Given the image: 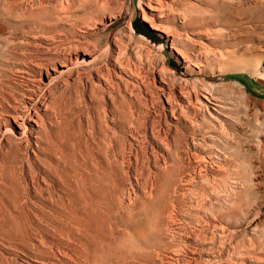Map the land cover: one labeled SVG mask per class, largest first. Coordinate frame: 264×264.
Returning <instances> with one entry per match:
<instances>
[{"label":"rangeland","instance_id":"1","mask_svg":"<svg viewBox=\"0 0 264 264\" xmlns=\"http://www.w3.org/2000/svg\"><path fill=\"white\" fill-rule=\"evenodd\" d=\"M17 1L0 0L2 45L0 87H6L0 88V93L4 94V97L0 95L2 149H0L2 151H0L2 159H0V264H206L203 259L207 252L214 255L215 264H264V241L254 240L252 231L256 218H264V189H260L262 193H258L259 195L251 194L244 199V203L249 198L252 202L246 204L245 207L249 208L248 215L241 218L239 224H235L234 219L228 220L229 226L220 223L226 227L218 234L224 235L223 237H212L211 234L220 228L219 223L203 217L201 209L195 210L191 207L187 190L193 186V190H199L196 192L205 189L208 191V188L197 179V164L195 160L190 159L195 153L190 148L193 142L195 145L199 144L198 146L209 144V138L206 136L215 134L206 129L209 124L200 123L203 127L195 124L198 119L200 120V116L193 112L194 106L189 118L185 117L178 107V103L185 104L179 93L180 88L185 86L184 81L212 85L210 94L212 98L216 97L213 99L220 98L219 100L227 103L230 108L233 103L237 107L240 106L237 108L234 105L238 110L234 107L232 109L237 110L236 114L240 115L241 120H235L237 119L233 115L235 111H232L234 113L230 114V121H226L230 134L233 133L231 130H234L239 134L243 132L242 139H254L255 136L252 134L256 133L247 126L243 115L247 108V115L253 117L258 113L255 117L259 121L250 119L252 117H247V120L249 118L248 121L254 125L258 123L256 130L264 133V0H31V3L28 0ZM42 17H46L47 20ZM38 23L42 24V28L46 26V30L43 28V31ZM145 26L150 30V35H146L142 30ZM26 28L28 33L25 32L24 35L23 30ZM17 29L19 32L22 30L20 34L13 32ZM14 36H17L16 41ZM8 39L9 49L6 47ZM2 42H5V45ZM11 44L16 48L13 46V49ZM5 51L10 53L9 56ZM40 62H43V68ZM46 62L48 64L45 65ZM232 65L234 67L231 69ZM236 67L240 70L235 69ZM234 82L243 87L247 100L238 93V87L233 84ZM43 93L47 95L44 96ZM169 93L176 98V101L171 103L174 106L173 113L165 98ZM11 95L13 99L10 98ZM27 96L31 98L29 101L26 99ZM241 102L244 105L240 104ZM24 104L28 109L34 106L39 110L37 116L44 119L42 133L33 122L24 124L19 122L17 125L12 120V115L20 112L21 105ZM18 107H21V110ZM242 107L244 113L240 114ZM56 108H59V111L58 109L56 111ZM192 113L194 115L191 117ZM49 117L51 118L48 119ZM194 126L198 129L196 130ZM98 129L100 130L97 131ZM198 133L202 134L204 139ZM51 134L54 135L52 140ZM39 135L44 137L42 138L44 142L48 138L46 143L42 142L41 147L38 145L40 149L35 145L40 140ZM55 136L61 141L56 142L59 139ZM23 137L29 141L27 145L19 142ZM109 139L113 140L115 146L117 145L114 156L103 153L105 147L110 144ZM10 141L12 145L18 142L19 146L22 145L21 147L16 145V163L12 164L8 160L9 165L15 166L14 172L11 165L9 167L7 163H1L12 157L9 156L12 151L7 146L11 145ZM48 141L57 143L52 144L53 147L61 142L64 147H70L72 144L73 151L68 156L70 148H67L69 151L66 153L64 150L66 147L63 149L58 145L59 147H54L57 150L55 152L53 150L56 155L53 152L50 154L44 149L47 145L51 146ZM97 141L100 144H97ZM66 142L71 144L67 146ZM94 143L98 147H95ZM249 144L250 141H246L244 149ZM77 146L80 149L84 146L85 152L82 149L78 150ZM93 147L95 150L101 149L102 152L98 149L93 152ZM74 151H77V154L72 155ZM98 152L102 154L98 155ZM41 153L48 155L49 161L54 155L53 160L57 157L59 160L60 157V160L63 158L67 162L61 163L57 160L58 165L56 161L55 164L51 160L50 163L48 156ZM96 153L97 157L99 156L97 160ZM198 154L196 152L195 155ZM4 155L6 160L3 158ZM66 155L70 160L65 158ZM101 157L103 159H100ZM77 158L85 160L81 162V159L79 161ZM29 159L30 164L27 161ZM73 159L74 162L78 160L75 163L76 166L79 165V172L82 175V178L79 176L80 181H76L79 184L76 185L71 178L69 192L57 188L49 194L47 192L46 201L38 198L36 194L38 188L50 186L52 178L54 182L57 180L62 185L58 176L63 174L62 167L74 164ZM92 160L93 164L96 162L94 166H98L97 169L90 162ZM101 160L102 163L107 162L105 166ZM178 160L182 164L185 162L186 170L183 177L174 171ZM88 162L92 168H89ZM46 163L49 164L48 179L43 174ZM189 165H193L191 169ZM262 166L257 173L259 175L257 181L264 187V164ZM192 167L195 169L194 172L190 171L193 170ZM81 169L84 171L83 174ZM93 169H96L94 174H98V177L103 175L104 180L111 179L114 184L112 182L108 184L107 180L105 183L101 178L103 181L99 180L97 183L99 185L102 181L104 187L103 185L100 187L101 184L98 186L94 180L97 176L94 177V174L89 172ZM57 170L60 172L57 173ZM88 175L94 177L93 182ZM190 177L196 179L191 183V187L190 183H187ZM87 179L88 183L85 185ZM80 183H84L83 186ZM79 185L85 189L82 191L83 188ZM75 187L77 189H74ZM183 192L186 193L187 199L184 198ZM90 194L97 195V199ZM73 197L76 199L75 208L70 206L74 203ZM86 197L87 200H84ZM92 197L99 206L95 200H91ZM86 202L91 206H87L88 203L85 205ZM72 208L75 209L73 213ZM65 209L70 211L66 210L63 214ZM67 212L73 215L70 217ZM228 253L232 257H228Z\"/></svg>","mask_w":264,"mask_h":264},{"label":"bare ground","instance_id":"2","mask_svg":"<svg viewBox=\"0 0 264 264\" xmlns=\"http://www.w3.org/2000/svg\"><path fill=\"white\" fill-rule=\"evenodd\" d=\"M19 1V0H18ZM17 1V2H18ZM60 1H62V0H60ZM64 1H67V0H64ZM23 2V1H22ZM28 2H30L31 3V0H28ZM2 3V2H1ZM5 3H7V2H5ZM15 3V2H14ZM25 3V2H24ZM34 3V2H33ZM32 3V4H33ZM68 3V2H67ZM35 4V3H34ZM33 4V5H34ZM59 4H61L60 2H59ZM22 5V4H21ZM20 5V6H21ZM26 5V4H25ZM33 5H31V6H33ZM39 5V4H38ZM41 5V4H40ZM17 6V5H16ZM15 6V7H16ZM24 6V5H23ZM2 7V6H1ZM4 7V6H3ZM11 7V6H10ZM13 7V6H12ZM11 7V8H12ZM18 7V6H17ZM35 7V6H34ZM59 7H61V5L59 6ZM14 8V7H13ZM21 8V7H20ZM62 8H63V5H62ZM64 8H66L65 7V5H64ZM5 9V8H4ZM6 10H7V8H6ZM5 10V12H7ZM11 10V9H10ZM15 10V9H14ZM20 10V9H19ZM43 10V9H42ZM59 11H60V9H58ZM62 10H64V9H62ZM9 11V10H8ZM24 11V10H23ZM46 11V10H45ZM58 11V12H59ZM10 12V11H9ZM21 12V11H20ZM19 12V13H20ZM11 13V12H10ZM27 13V12H26ZM43 13V12H42ZM47 13V12H46ZM63 13V12H62ZM14 14V13H13ZM21 14V13H20ZM24 14H25V11H24ZM54 14V13H53ZM59 14V13H58ZM11 15V14H10ZM25 16H26V14H25ZM24 16V17H25ZM39 16V15H38ZM44 16V15H43ZM16 17V16H15ZM35 17V16H34ZM46 17H47V15H46ZM46 17H42V18H46ZM49 18V17H48ZM13 19H15V18H13ZM50 19V18H49ZM16 20V19H15ZM44 20V19H43ZM45 20H47V18L45 19ZM26 21V20H25ZM42 21V20H41ZM16 22H17V20H16ZM15 22V23H16ZM19 22V21H18ZM17 22V23H18ZM30 22H32V21H30ZM16 23V24H17ZM20 23V22H19ZM25 23H27V21L25 22ZM35 24H36V22H34ZM22 24H24V22H22ZM21 24V25H22ZM32 24V23H31ZM31 24L29 25V26H31ZM39 24V23H38ZM27 25V26H28ZM34 25V24H33ZM37 25V24H36ZM35 25V26H36ZM41 27H40V26ZM38 26L40 27V28H42V24H39ZM24 26V25H23ZM28 26V27H29ZM35 26H34V29H35ZM44 26V25H43ZM20 27V26H19ZM23 28V27H22ZM31 28V27H30ZM44 28V27H43ZM43 28H42V30H43ZM45 28H46V26H45ZM44 28V29H45ZM31 29H33V28H31ZM18 30V29H17ZM17 30H15V31H17ZM30 30V29H29ZM46 30V29H45ZM12 31V30H11ZM15 31H13L14 33H16V34H18V32H19V30L17 31V32H15ZM22 31V30H21ZM20 31V32H21ZM30 31H32V30H30ZM29 31V32H30ZM36 31V30H35ZM44 31V30H43ZM20 32H19V34H20ZM23 32H24V35H25V32L26 33H28V31H27V28H26V30L24 31L23 30ZM22 32V33H23ZM9 33H11V32H9ZM13 34V33H12ZM11 36V35H10ZM9 36V37H10ZM13 36V35H12ZM8 37V38H9ZM14 37H16V39L14 40V41H16L17 40V36H14ZM20 37H21V35H20ZM20 37L18 38V40L20 39ZM5 40H7V37H5L4 38ZM4 40V41H5ZM6 42V41H5ZM5 42H2L3 43V45H5L4 43ZM8 43V44H7ZM7 43H6V47H8L7 45H9V39H8V41H7ZM10 43H12L11 42V40H10ZM15 44V43H14ZM14 44H13V46H14ZM0 46H2L1 44H0ZM13 49H14V47L12 46V44L10 45ZM10 47H8V49H9ZM16 48V47H15ZM28 48V47H27ZM6 48H4V50H5ZM8 49H6V50H8ZM3 50V49H2ZM28 50V49H27ZM6 52H8V51H5V53ZM8 56H9V52L8 53H6ZM5 54V55H6ZM33 57V56H32ZM64 57V56H63ZM9 58V57H8ZM6 60V59H5ZM35 60V59H34ZM7 61V60H6ZM231 63V62H230ZM232 63H234V62H232ZM231 63V64H232ZM240 64H241V62H239ZM239 63H236L237 65L239 64ZM40 64H42V68H43V62L41 63L40 62ZM46 64H48L47 62L45 63V65ZM235 64V63H234ZM233 64V65H234ZM239 64V65H240ZM39 65V64H38ZM53 65V64H52ZM225 65V64H224ZM231 66V69H232V67H234V66ZM243 65V64H242ZM37 66V65H36ZM40 66V65H39ZM230 66V65H229ZM246 66H248V65H246ZM27 67V66H26ZM32 67V66H31ZM46 67V66H45ZM241 67V66H240ZM28 68V67H27ZM220 68V67H219ZM239 68V67H238ZM32 69H33V67H32ZM47 69V68H46ZM227 69V68H226ZM234 69V68H233ZM235 69H237V67L235 68ZM234 69V70H235ZM247 69V68H246ZM228 70V69H227ZM237 70H240V68L239 69H237ZM242 70V69H241ZM247 70H249V69H247ZM226 71V70H225ZM25 72V71H24ZM29 79V78H28ZM31 80V79H30ZM177 80V79H176ZM180 80V79H179ZM178 80V81H179ZM183 80V79H182ZM186 80V79H185ZM25 81V80H24ZM1 83V82H0ZM22 84V83H21ZM25 85H26V83H24ZM234 85H236L238 88H237V90L239 91L238 93H240V95H242L243 96V98L245 99V100H247V98H245V91L243 90V87H240L239 85H238V83H236V82H234L233 83ZM1 85V84H0ZM184 87H182L183 86V84H182V88H180V90H179V93H180V96H181V98H183L184 99V101H185V104H181V103H178V107H179V109L181 110V112L185 115V117H187V118H189V116H190V113H191V111H193L194 109V113L196 114V115H198V116H200L199 118H200V120L198 119V121H196L195 122V124H197V125H199L200 123H207V124H209L208 125V127H206L204 124V126L206 127V129L207 130H209V131H212V133L213 134H215V135H209L211 132H209V136H206V134H205V136L207 137V138H209V140L206 138V140H208V142H209V144H203V146H198V145H195L194 144V142H193V140H192V146H191V148L190 149H192V152L193 153H195L196 154V152H197V154L198 155H191V158L190 159H193V160H195L194 162H196V164H197V173H196V175H198V180L200 181V184L202 183L203 185H205L207 188H208V191L205 189V191H203V190H201V192H196V191H199V190H193L194 188V186L192 187V189H189V190H187V194L189 195L188 197H189V199L188 200H190L189 201V203H191V207L193 208L194 207V209L195 210H199V209H201L200 211V213H202L203 214V217H205V218H210V219H213L214 221H216L215 223H219V225H220V223H225V225H228V224H230L229 222H228V220L229 219H234V223L235 224H239V220L241 221V218H243L247 213H248V207H245L246 206V204L250 201V198H249V200H247L246 201V203H244L245 202V200L244 199H246V197H248L249 195H251V194H253V195H255V194H258V193H260L261 191H260V189H264V187H263V185H262V183L261 184H259L258 183V178H259V175L257 174L258 173V171L259 170H261V168L263 167L262 165L264 164V133L261 131V132H258L256 129H257V127H256V124H258V123H256L255 125L254 124H251V122L250 121H248L249 120V118H248V120H247V117H252L251 115L250 116H248L247 115V112H248V108L246 109V111H245V113L243 112V107L241 108V111H240V114H242V113H244L243 115H244V117H245V119H246V121H247V126H249L250 128H251V130L253 131V132H255L256 134H252V135H254L255 137H254V139L253 140H248L247 138H245V139H242V135L241 134H243V132L241 133V134H239L238 132H236V131H232L231 130V132H233L232 134H230V132H228V130H230L229 128H228V125H227V123H226V121L228 122V120L230 121V119H229V117H230V114H233L232 113V111H235V114H233V115H235V117L237 118V119H235L234 117V119L235 120H237V121H239V120H241L240 119V115L237 113L236 114V111L238 110L237 108H239L240 106H236L235 105V103H233L234 105H235V107H237V108H235L234 107V105L233 106H231V108L229 107V105L227 104V103H225V102H222L221 100H219L220 98L219 97H217V98H219L218 100H216V99H213V98H216V97H213L212 98V96H211V90H212V85L210 86V85H204V84H200V83H191V82H188V81H184ZM22 86H23V84H22ZM4 86H2V87H0V88H3ZM31 87V86H30ZM4 88H6V87H4ZM24 89V88H23ZM2 90V89H1ZM14 90V89H13ZM17 90V89H16ZM22 90V89H21ZM21 90H20V94L22 93L21 92ZM26 90V89H25ZM33 90V89H32ZM214 90V89H213ZM215 90H217V89H215ZM12 91V90H11ZM10 91V92H11ZM15 91V90H14ZM28 91H30V90H28ZM31 92V91H30ZM29 92V93H30ZM34 92V91H33ZM2 93H3V91H2ZM6 93V92H5ZM15 93V92H14ZM13 93V94H14ZM19 93V92H18ZM28 93V92H27ZM37 93H38V91H37ZM11 94H12V92H11ZM24 94V93H23ZM0 95H4V94H1L0 93ZM26 95V94H25ZM28 95H30V94H28ZM33 95V94H32ZM36 95V94H35ZM39 95V94H38ZM38 95H36V96H38ZM43 95H44V93H43ZM47 94H45L44 96H46ZM17 96V95H16ZM19 96V95H18ZM17 96V97H18ZM24 96V95H23ZM22 96V97H23ZM4 97V96H3ZM20 97H21V95H20ZM19 97V98H20ZM25 97V96H24ZM28 97V96H27ZM193 97H194V100H193ZM241 97V96H240ZM248 97V96H247ZM11 99H13L12 98V95H11V97H10ZM40 98V97H39ZM48 98V97H47ZM166 98V101L168 102V106H169V109H170V111H171V113H173L174 112V106L171 104V103H173L174 101H176V98H174L172 95H171V93H169V94H167V97H165ZM222 98V97H221ZM243 98L241 99L240 98V100H242L243 101ZM15 100H16V98H14ZM21 99V98H20ZM23 99V98H22ZM28 101L31 99H29V97L28 98H26ZM180 99V98H179ZM224 99V98H223ZM14 100V101H15ZM45 100V99H44ZM248 100H249V98H248ZM0 101H1V99H0ZM4 101V100H3ZM38 101V100H37ZM40 101V100H39ZM43 101V100H42ZM228 102H229V100H227ZM16 102V101H15ZM17 102H18V100H17ZM22 102H23V100H22ZM46 103H48L47 101H45ZM231 102V101H230ZM229 102V103H230ZM243 102H245V101H243ZM247 102V101H246ZM30 103V102H29ZM41 103V102H40ZM231 103V104H232ZM3 104H4V102H3ZM12 104V103H11ZM27 104V103H26ZM36 104H37V102H36ZM35 104V105H36ZM194 104V105H193ZM237 104V103H236ZM239 104V103H238ZM237 104V105H238ZM240 104H243L242 102L240 103ZM246 104V103H245ZM248 104H250L249 102H248ZM248 104H246V105H248ZM5 105V104H4ZM8 105V104H7ZM19 105V104H18ZM17 105V106H18ZM31 105V104H30ZM34 105V104H33ZM48 105V104H47ZM244 105V104H243ZM9 106V105H8ZM20 106V105H19ZM37 106H38V104H37ZM41 106V105H40ZM43 106V105H42ZM192 106H194L195 108L193 109L192 108ZM22 107V108H21ZM21 111L20 112H15L14 113V115H12V120L14 121V122H16L17 123V125H19V122H21V124H24L25 122H33L34 124H37L38 125V130H39V132L40 133H42L43 131H42V122H43V118H40L39 116H37V111H39L38 109H36V107H31V108H27V106L24 104V106H22L21 105ZM47 107V106H46ZM50 107V106H49ZM53 107V106H52ZM232 107H234L235 109H237V110H234V109H232ZM246 107V106H245ZM37 108H39V107H37ZM13 109V108H12ZM40 109V108H39ZM42 109V108H41ZM52 109V108H51ZM57 109H58V111H59V108H56V111H57ZM243 109V110H242ZM18 110V109H17ZM50 110V109H49ZM7 110L5 109V112H6ZM53 111H54V109H53ZM50 112H51V110H50ZM250 112V111H249ZM39 113V112H38ZM55 113V112H54ZM59 114H60V112H58ZM194 113H192L191 114V117H192V115H194ZM262 113V112H261ZM264 113V112H263ZM44 114V113H43ZM51 114H53V113H51ZM62 114V113H61ZM252 114V113H251ZM258 113H256L255 115H257ZM41 116H42V114H40ZM54 115V114H53ZM63 115V114H62ZM62 115H60V118H62ZM242 115V116H243ZM253 115V114H252ZM255 115H253V117L252 118H250V119H255L256 120V122L257 121H259V120H257V117H255ZM2 116V115H1ZM11 116V115H10ZM34 116L36 117V119H34ZM55 116V115H54ZM65 116V115H64ZM260 117L259 118H261V115H259ZM263 116V115H262ZM43 117V116H42ZM195 117V116H194ZM255 117V118H254ZM1 118V117H0ZM44 118H45V116H44ZM51 117H49L48 119H50ZM52 119H55V118H52ZM51 119V120H52ZM118 119V118H117ZM58 120H60L59 118H58ZM190 120H191V118H190ZM255 120H254V122H255ZM47 121V120H46ZM46 121H45V123H46ZM55 121V120H54ZM57 121V120H56ZM65 121V120H64ZM67 121V120H66ZM232 122H234L233 120H231ZM242 121H244V120H242ZM252 121V120H251ZM260 121H261V119H260ZM118 122H120V121H118ZM236 122V121H235ZM245 122V121H244ZM253 122V121H252ZM264 122V121H263ZM44 123V124H45ZM49 123H51L50 122V120H49ZM58 122H56V124H57ZM62 123H65V122H62ZM61 123V124H62ZM121 123V122H120ZM191 123H192V121H191ZM240 123V122H239ZM246 123V122H245ZM244 123V124H245ZM8 124V123H7ZM117 124V123H116ZM194 124V123H193ZM242 124V123H241ZM244 124H242V125H244ZM261 124V123H260ZM46 125H47V123H46ZM119 125V124H118ZM122 125V124H121ZM202 124H200L199 126H201ZM262 125V124H261ZM260 125V126H261ZM8 126V125H7ZM51 126V125H50ZM54 126V125H53ZM53 126H51V127H53ZM65 126V125H64ZM120 126V125H119ZM118 126V127H119ZM193 126V125H192ZM246 126V127H247ZM9 127V126H8ZM22 126H20V128H21ZM96 127V126H95ZM117 127V128H118ZM122 127V126H121ZM123 127H124V125H123ZM201 127H203V126H201ZM258 127H259V125H258ZM7 128V127H6ZM47 128V127H46ZM49 128V127H48ZM56 128V127H55ZM57 128H58V126H57ZM98 128H100V127H98ZM194 128H196V130L198 129V127L196 126H194ZM263 128H264V126H263ZM11 129V128H10ZM23 129V128H22ZM44 129V128H43ZM97 129V128H96ZM202 129V128H201ZM200 129V130H201ZM205 129V130H206ZM261 129H262V126H261ZM33 130V129H32ZM56 130V129H55ZM60 130V129H59ZM100 129H98L97 131H99ZM102 130V129H101ZM105 130V129H104ZM122 130V129H121ZM190 130V129H189ZM236 130V129H235ZM249 130V129H248ZM258 130H260V129H258ZM264 130V129H263ZM30 131V130H29ZM95 131V130H94ZM96 131V132H97ZM238 131V130H237ZM252 131H251V133H252ZM93 132V131H92ZM101 132H103V130L101 131ZM187 132V131H186ZM199 132V131H198ZM201 132V131H200ZM205 132V131H204ZM207 132V131H206ZM28 133V132H27ZM30 133V132H29ZM36 133H38V132H36ZM39 133V134H40ZM50 133V132H49ZM98 133V132H97ZM195 133V132H194ZM193 133V134H194ZM208 133V132H207ZM250 133V134H251ZM25 134V133H24ZM23 134V135H24ZM53 134V133H52ZM51 134V140L54 138L53 136L54 135H52ZM99 134H100V132H99ZM199 135H202V134H200V133H198ZM30 135V134H29ZM44 135V134H43ZM50 135V134H49ZM73 135V134H72ZM71 135V136H72ZM93 135H95V133H93ZM96 135H98V134H96ZM105 135V134H104ZM196 135V134H195ZM198 135V136H199ZM30 136H32V135H30ZM47 136V135H46ZM243 136H245V135H243ZM251 136V135H250ZM25 137H26V135H25ZM49 137V138H50ZM53 137V138H52ZM55 137H57V136H55ZM73 137V136H72ZM154 137V136H153ZM196 137H197V135H196ZM251 137H253V136H251ZM36 138H37V136H36ZM35 138V139H36ZM42 138H44V137H40V135H39V137H38V139H40V140H38L37 141V139H36V144L35 145H39L40 147H41V144H42V142H44V141H42ZM58 138V137H57ZM56 138V139H57ZM66 138V136L64 137V140H66L65 139ZM68 138V137H67ZM74 138V137H73ZM73 138H71L70 137V139L73 141ZM111 138V137H110ZM112 138H113V136H112ZM115 138V137H114ZM200 138V137H199ZM198 138V139H199ZM201 138H203L204 139V136L202 135V137ZM59 139V140H58ZM57 140L58 141H56V142H59V141H61V139L60 138H58ZM105 139V138H104ZM116 139V138H115ZM114 139V140H115ZM3 140V139H2ZM30 140V139H29ZM47 140H48V138L46 139V141L44 142V143H46L47 142ZM68 140H69V138H68ZM97 140H98V137H97ZM160 140V139H159ZM244 140V141H243ZM54 141V140H53ZM72 141H70V142H72ZM91 141H92V139H91ZM102 141H104L103 139H102ZM105 141H108V140H105ZM113 140H110L109 139V142H110V144L108 145V147L106 146L105 147V150H103V153L105 152V153H108V155H113L114 156V153L116 152V146H115V144L112 142ZM246 141H250V144L248 145V147H246L245 149H244V147L245 146H243L244 145V143H246ZM19 142L22 144L23 142L27 145V143L29 142H27V140L26 139H24V137L22 138V139H20L19 140ZM18 142V143H19ZM49 142V144H51V146H49V145H47L46 146V148H44L46 151H48L50 154H51V152H53V150H54V152H55V150H57V149H54V147H53V145L52 144H55V142H53V143H51L50 141H48ZM88 142V141H87ZM98 142V141H97ZM158 142V141H157ZM207 142V143H208ZM252 142V143H251ZM1 143V142H0ZM9 143H11V141L9 142ZM17 143V144H18ZM19 143V144H20ZM43 143V144H44ZM67 143V142H66ZM89 143V142H88ZM88 143H87V145H88ZM116 143V142H115ZM199 143V142H198ZM203 143H205V142H203ZM4 144V143H3ZM17 144H14V145H12V143H11V145L9 144V145H7L8 146V148H10V151H12V153L9 155V156H12L10 159L8 158L7 160L4 158V157H6L5 155L3 156V158L6 160V162H2L1 161V163H3V164H5V163H7L6 165H8L9 167H11L10 165H9V163H10V161H11V163L12 164H14V163H16L15 161H16V159H15V157H16V145ZM19 144H18V146H19ZM57 144V143H56ZM55 144V145H56ZM61 144H62V142H61ZM60 143L58 144L59 146L61 145ZM68 144H71V143H67V146H68ZM97 144H100V142H98ZM97 144L96 143H94V145H95V147H98L97 146ZM104 144V143H103ZM103 144H101V146L103 145ZM187 144V143H186ZM252 144V145H251ZM4 145H6V144H4ZM46 145V144H45ZM57 145V146H58ZM62 145H64V144H62ZM61 145V146H62ZM80 145V144H79ZM93 145V144H92ZM189 145V144H188ZM247 145V144H246ZM22 146V145H21ZM21 146H19V147H21ZM30 146V145H29ZM38 146V148L40 149V147ZM56 146V147H57ZM58 146V147H59ZM60 146V147H61ZM71 146H73L72 144L70 145V153L68 152L69 151V149L67 150V148L68 147H66V149H64L65 147L64 146H62V148L64 149V150H66L65 152L68 154V156L69 155H71V151H73V150H71L72 148H71ZM104 146H105V144H104ZM3 147V146H2ZM5 147V146H4ZM24 147V146H23ZM27 147V146H26ZM31 147V146H30ZM32 147H34V146H32ZM43 147H45V146H43ZM53 147V149H51ZM55 147V148H56ZM78 147V146H77ZM84 147V146H83ZM82 146H81V149L83 150L84 148H83ZM89 147V146H88ZM99 147H100V145H99ZM179 147V146H178ZM177 147V148H178ZM188 147V146H187ZM6 148V147H5ZM37 148V149H38ZM61 148V149H62ZM102 148V147H101ZM125 148V147H124ZM177 148H176V151H177ZM1 149V148H0ZM26 149V148H25ZM29 149V148H28ZM32 149V148H31ZM80 149V147H78V150ZM80 149V150H81ZM85 149H87V148H85ZM90 149V148H89ZM93 149H94V147H93ZM92 149V150H93ZM98 150H101V149H99V148H97ZM97 149L95 150H93V152L94 151H97ZM103 149V148H102ZM189 149V150H190ZM2 150V149H1ZM0 150V151H1ZM13 150H14V152H13ZM63 150V151H64ZM126 150V149H125ZM172 150V149H171ZM6 151V150H5ZM8 151V153H10V151L9 150H7ZM32 151V150H31ZM59 151H62V150H59ZM58 151V152H59ZM120 151V150H119ZM173 151H174V148H173ZM2 152V151H1ZM20 152V151H19ZM43 153H44V151H42ZM53 152V154H55L56 155V153H54ZM75 152V151H74ZM73 152V154L72 155H74V154H77L76 152L74 153ZM81 152V151H80ZM83 152H85L84 150H83ZM83 152H81V153H83ZM93 152H91V153H93ZM101 152H102V150H101ZM100 152V153H101ZM172 152V151H171ZM7 153V152H6ZM14 153V155H12ZM18 153V152H17ZM33 153V152H32ZM36 153V152H35ZM49 153H47V154H49ZM64 153V152H63ZM63 153H61V154H63ZM65 153V154H66ZM86 153H88V151H86ZM99 152H98V155L100 154ZM104 153V154H105ZM3 154H4V152H3ZM40 154V153H39ZM42 154V153H41ZM45 154V153H44ZM44 154H42L43 156H48V155H44ZM64 154V155H65ZM80 154V153H79ZM102 154V153H101ZM170 154V153H169ZM191 154V153H190ZM189 154V155H190ZM201 154V155H200ZM1 155H2V153H1ZM63 155V156H64ZM81 155V154H80ZM93 155V154H92ZM173 155V154H172ZM189 155H187V156H189ZM21 156V155H20ZM53 157H54V155H52ZM51 156V160H53V157ZM58 156H60V155H58ZM79 156V155H78ZM83 156H85L84 158H86V155L84 154ZM91 156V155H90ZM90 156H87V157H89L90 158ZM102 156V155H101ZM105 156V155H104ZM119 156V155H118ZM38 157V156H37ZM37 157H36V159H37ZM57 157V156H56ZM55 157V158H56ZM91 157H93V156H91ZM108 157V156H107ZM112 157V156H111ZM177 157V156H176ZM44 158V157H43ZM48 158V161H49V156L47 157ZM46 158V159H47ZM65 158L66 159H68L67 158V155L65 156ZM83 158V159H84ZM95 158V157H94ZM99 158V156L97 157V153H96V160ZM105 158V157H104ZM122 158V157H121ZM187 158V157H186ZM1 159V158H0ZM36 159H34V160H36ZM39 159V158H38ZM78 159V158H77ZM81 159V162H82V158H80ZM80 159H78L79 161H80ZM92 159V158H91ZM100 159H103L102 157L100 158ZM99 159V160H100ZM179 159V158H178ZM188 160H189V158H187ZM2 160V159H1ZM5 160H3V161H5ZM8 160H10V161H8ZM18 160V159H17ZM33 160V161H34ZM42 161H43V159H41ZM45 160V159H44ZM50 160V161H51ZM58 160V157H57V159L56 160H53L54 162L56 161L57 162V164L61 161V163L64 161L63 160V158L60 160V157H59V162L57 161ZM68 160H70V157H69V159ZM76 160V159H75ZM78 160L77 161H75V162H78ZM85 160V159H84ZM84 160H83V162H84ZM87 160V159H86ZM95 160V159H94ZM112 160H113V158H112ZM137 160V159H136ZM8 161V162H7ZM28 161V163L30 164V159L29 160H27ZM45 161H47V160H45ZM49 161V162H50ZM109 161V160H108ZM177 161V160H176ZM183 161H184V159H183ZM192 161V160H191ZM56 162H55V164H56ZM65 163L67 162V160L66 161H64ZM72 162V161H71ZM74 162V159H73V163L75 164H72L71 163V166L70 165H68V164H66L64 167H62L63 168V170H61V171H63L62 173V175L60 176V174H59V176L58 177H60V179H61V181L60 182H62V185L59 183V181H57L56 180V182H54L55 180L52 178V181L50 182L51 183V185L50 186H47V187H44V186H42L41 188H38V190H37V197L38 198H41V199H43V201L45 200L46 201V194H47V192H48V194L50 193V192H52V191H54V190H57V188L59 189V190H61V191H64V192H69V188L71 187V181L69 180V179H71V178H73L74 179V183L77 181V180H79L80 181V179L82 178V175L80 174L81 172H79V170H80V167H79V163H81V162H79L77 165L78 166H76V163ZM91 163L93 162V160L92 161H90ZM90 162H88V164L90 163ZM99 162V161H98ZM105 162V161H104ZM104 162L102 163V160H101V163L105 166L106 165V163L107 162H105V164H104ZM115 162V161H114ZM187 162H190V161H187ZM43 163H45V162H43ZM42 163V164H43ZM51 163V162H50ZM91 163L89 164L90 166H89V168H92L93 166H94V164L96 163H92L93 164V166L91 165ZM109 163V162H108ZM2 164V165H3ZM48 163H46V164H44V169H43V174L45 175V178L46 179H48V165H47ZM64 164V163H63ZM85 164V163H84ZM83 164V165H84ZM100 164V163H99ZM98 164V165H99ZM102 164H100V165H102ZM109 164H112V163H109ZM176 164V163H175ZM184 164H185V162H184ZM184 164H182L179 160H178V165H175L176 166V168L174 169V171H176L177 172V174L179 175V176H184V171L186 170L185 169V167H184ZM194 164V163H193ZM195 164V165H196ZM5 165V166H6ZM33 165H35V164H33ZM59 165V164H58ZM68 165V166H67ZM14 166V165H13ZM13 166L11 167V169H12V171L14 172L15 170H13ZM84 166H86V165H84ZM107 166H109L108 164H107ZM107 166H106V168H107ZM190 166V165H189ZM188 166V167H189ZM191 166H193V165H191ZM191 166H190V169H191ZM212 166L213 167H216L215 169H213L212 168ZM8 167V168H9ZM15 167V166H14ZM55 167V166H54ZM56 167H57V165H56ZM79 167V168H78ZM81 167H83V166H81ZM95 167V166H94ZM96 167H98V166H96ZM95 167V168H96ZM3 168V167H2ZM88 168V169H89ZM109 168H110V166H109ZM112 168V167H111ZM128 168V167H127ZM186 168H187V165H186ZM212 168V169H211ZM15 169V168H14ZM16 169H18V168H16ZM23 169V168H22ZM21 169V170H22ZM87 169V168H86ZM97 169V168H96ZM96 169H93V170H91V171H89L92 175L94 174V172H95V170ZM100 169V168H99ZM108 169V168H107ZM106 169V170H107ZM113 169V168H112ZM112 169H111V171H112ZM170 169V168H169ZM173 169V168H172ZM192 169H193V167H192ZM209 169L211 170V171H209ZM82 170V174H83V169H81ZM85 170V169H84ZM109 170V169H108ZM24 171V170H23ZM54 171V170H53ZM52 171V172H53ZM88 171H87V173H88ZM93 171V172H92ZM101 170H99V172H100ZM103 171L105 172V167H104V169H103ZM102 171V172H103ZM110 171V170H109ZM190 171H195V169H193V170H190ZM189 171V172H190ZM60 171H58L57 170V173H59ZM86 172V171H85ZM101 172V173H102ZM103 172V173H104ZM175 172V173H176ZM186 172H188V171H186ZM89 173V175L91 176V174ZM97 173H98V171H97ZM101 173H99V175H101ZM102 173V174H103ZM109 173V172H108ZM174 173V174H175ZM177 174H175V175H177ZM183 174V175H182ZM193 174V173H192ZM86 175V174H85ZM88 175V176H89ZM95 175H96V173L94 174V177H95ZM107 175V174H106ZM109 175V174H108ZM186 175V174H185ZM190 176L191 174H187V176ZM52 176V175H51ZM79 176H81V178L79 177ZM88 176H87V178H88ZM89 176V178H92L91 180H89V181H91V182H93L94 180L96 181V183L99 181V180H102L103 178H102V176L103 175H101V177H98V174L96 175L97 177H95V179H94V177H90ZM179 176H178V178H179ZM195 176V175H194ZM54 177V176H53ZM84 177H86V176H84ZM104 177V176H103ZM105 177H108V176H105ZM169 178H170V176H168ZM175 177H177V176H175ZM55 178V177H54ZM80 178V179H79ZM88 178V179H89ZM102 178V179H101ZM110 178V177H109ZM112 178V177H111ZM171 178H173L172 176H171ZM59 179V178H58ZM72 179V180H73ZM86 179V178H85ZM88 179L87 180H85L86 182H84L85 183V185L88 183L87 181H88ZM94 179V180H93ZM97 179V180H96ZM185 179H188V178H185ZM51 180V178L48 180V181H50ZM83 180V179H82ZM81 180V182H83ZM104 180V179H103ZM102 180V181H103ZM105 180H107V183L108 184H111V182L113 183V181L110 179H105ZM105 180H104V182H105ZM115 180V179H114ZM156 181H157V179H155ZM171 180V179H170ZM195 178L194 177H190L187 181V183H190L189 185H190V187H191V183H194L195 182ZM44 181V180H43ZM102 181H100L101 183V185H100V187L103 185V183H102ZM156 181H154V182H156ZM178 181H180L179 179H178ZM257 181V182H256ZM115 182H116V180H115ZM162 182V181H161ZM165 182H166V179H165ZM167 182H168V180H167ZM183 182V181H182ZM186 182V181H185ZM198 182V181H197ZM83 183V184H84ZM96 183H94V184H96ZM99 183V182H98ZM98 183H97V185H98ZM106 183V182H105ZM184 183V182H183ZM183 183H180V184H182V185H187L186 183L185 184H183ZM199 183V182H198ZM76 185L77 184H79V183H75ZM82 186H83V184L82 183H80ZM114 184V183H113ZM113 184H112V186H113ZM160 184V183H159ZM166 184V183H165ZM175 184H177L176 182H175ZM179 184V183H178ZM98 185V186H99ZM105 185H107V184H105ZM162 185V184H161ZM167 185V184H166ZM193 185V184H192ZM197 185V183H195V187H197L196 186ZM203 185H202V187H203ZM80 186V185H79ZM89 187H90V185H88ZM95 186V185H94ZM164 186V185H163ZM204 186V187H205ZM81 187V186H80ZM103 187H104V185H103ZM106 187H108V186H106ZM171 187V186H170ZM185 187V186H184ZM187 187V186H186ZM199 187H200V185H199ZM198 187V188H199ZM73 188V187H72ZM81 188H83V187H81ZM81 188H80V190H81ZM96 188V187H95ZM164 188V187H163ZM68 189V190H67ZM74 189H77V187H75ZM85 188H83L82 189V191L84 190ZM111 189V188H110ZM196 189V188H195ZM204 189V188H203ZM183 190V189H182ZM185 190V191H186ZM36 191V190H35ZM75 191V190H74ZM79 191V190H78ZM81 191V192H82ZM109 191V190H108ZM203 191V192H202ZM70 192H71V190H70ZM85 192L87 193V191L85 190ZM91 192V191H90ZM107 192V191H106ZM182 192V191H181ZM84 193V192H83ZM183 193H185V192H183ZM262 193V192H261ZM68 194H70V193H68ZM78 194H79V192H78ZM81 194V193H80ZM113 194V193H112ZM182 194V193H181ZM86 195V194H85ZM84 195V196H85ZM91 195V194H90ZM184 195V198H185V195H186V193L185 194H183ZM183 195H182V198H183ZM259 195V194H258ZM257 195V196H258ZM46 196V197H45ZM79 196V195H78ZM87 196V195H86ZM88 196H89V194H88ZM91 196H93V197H95V199H97L96 197H97V195L95 196V195H91ZM104 196V195H103ZM52 197V196H51ZM93 197H92V199L91 200H95V199H93ZM105 197V196H104ZM34 198H36V197H34ZM88 198H90V197H88ZM110 198V197H109ZM70 199V198H69ZM74 197L72 198V200H73V202L74 203H72L73 205H70V206H74V208H75V205L74 204H76V199H75V201H74ZM102 198H100V200H101ZM185 199H187V196H186V198ZM59 200V199H58ZM57 200V201H58ZM80 200H82V199H80ZM84 200H87V197L84 199ZM98 200H99V197H98ZM254 200H255V198H254ZM60 201V200H59ZM71 201V200H70ZM96 201V200H95ZM181 201V200H180ZM256 201H257V199H256ZM54 202V201H53ZM91 202V201H90ZM97 202V201H96ZM96 202H94L93 201V203H96ZM100 202V201H99ZM182 202V201H181ZM252 202V200L250 201V203ZM18 202L16 201V203L15 204H17ZM55 203H57V202H55ZM71 203H69V204H71ZM88 202H86L85 203V205L87 204ZM93 203H90V204H93ZM249 203V204H250ZM253 203H258V202H253ZM178 204V203H177ZM182 204V203H181ZM249 204H247V205H249ZM259 204V203H258ZM53 206H54V204H52ZM65 205V204H64ZM97 205H98V202H97ZM52 206V207H53ZM68 206V205H67ZM87 206H91V205H89V203H88V205ZM94 206H96V204L94 205ZM99 206V205H98ZM181 206V205H180ZM252 206V205H251ZM254 206H255V204H254ZM253 206V207H254ZM51 207V208H52ZM190 207V206H189ZM190 207V208H191ZM71 208V207H70ZM74 208H72L74 211H72V213L73 212H75V209ZM92 208V207H91ZM53 209V208H52ZM93 209H95V208H93ZM92 209V210H93ZM252 209V208H251ZM257 209V208H256ZM66 210L67 209H65V212L63 213V214H65L66 213ZM69 210V209H68ZM67 210V211H68ZM77 210V209H76ZM52 211V210H51ZM55 210H53V212H54ZM70 211V210H69ZM94 211V210H93ZM77 212V211H76ZM82 212H84V211H82ZM249 212H250V210H249ZM32 213V212H31ZM71 212H69V214H68V212H67V214L68 215H70V217L73 215ZM78 213H79V209H78ZM85 213V212H84ZM197 213V212H196ZM41 214H43V212L41 213ZM46 214V213H45ZM57 214H59V213H55V215H57ZM75 214V213H74ZM80 214V213H79ZM78 214V215H79ZM198 214V213H197ZM251 215H252V212L250 213ZM250 214H249V216H250ZM46 215H48V214H46ZM54 214L52 213V216H53ZM76 216H77V214H75ZM74 215V216H75ZM248 215V214H247ZM259 215V214H258ZM24 216V215H23ZM27 216V215H26ZM82 216H85V215H83L82 214ZM81 216V217H82ZM86 216H87V213H86ZM3 217V216H2ZM28 217H29V215H28ZM44 217V216H43ZM55 217V216H54ZM61 217H62V214H61ZM246 217V216H245ZM19 218H21V217H19ZM30 218V217H29ZM28 218V219H29ZM64 218V217H63ZM78 218V217H77ZM96 218V217H95ZM256 218V217H255ZM24 219V218H23ZM46 219V218H45ZM200 219V218H199ZM247 219H248V216H247ZM4 220V219H3ZM202 220H204V219H202ZM207 220V219H206ZM209 220V219H208ZM226 222H225V221ZM246 220V219H245ZM256 222H253V228H252V231H253V235H254V240H259V239H262L263 241H264V218H256ZM80 221V220H79ZM198 221V220H197ZM205 221V220H204ZM203 221V222H204ZM7 222V221H6ZM28 222V221H27ZM206 222V221H205ZM205 222H204V224H205ZM211 221H209V223H210ZM213 222V221H212ZM8 223V222H7ZM25 223V222H24ZM197 223V222H196ZM214 223V222H213ZM213 223H211V225L213 224ZM214 223V224H215ZM232 223V222H231ZM18 224V223H17ZM204 224H203V226H204ZM208 224V222L206 223V225ZM219 225H217V226H219ZM21 226V225H20ZM209 226V225H208ZM229 226V225H228ZM13 227H14V225H13ZM216 226H213V228H215ZM223 227H225V226H222V224L220 225V228H218L217 229V232L215 231L216 229H214L213 231H215L216 233H212L211 234V236L213 237V236H220V235H218V234H221L220 232H223ZM18 228V227H17ZM209 228H211V227H209ZM217 228V227H216ZM226 228V227H225ZM199 230V229H198ZM192 231V230H191ZM201 231V230H200ZM203 231V230H202ZM213 231H211V232H213ZM226 231V230H225ZM236 231V230H235ZM202 233V232H201ZM229 233V232H228ZM143 236V235H142ZM224 236V235H223ZM223 236H220V237H223ZM212 237L210 238V239H212ZM142 238V237H141ZM139 239H140V237H139ZM138 239V240H139ZM218 239H219V237H218ZM5 241V240H4ZM8 241V240H7ZM141 241V240H140ZM139 241V242H140ZM211 241V240H210ZM261 241V240H260ZM9 242H10V240H9ZM140 243H142V241L140 242ZM140 243H138V244H140ZM201 243V242H200ZM257 243V242H256ZM259 243V242H258ZM205 244V243H204ZM223 244V243H222ZM261 244V243H260ZM141 247V246H140ZM180 250H182V249H180ZM230 251V250H229ZM179 252H181V251H179ZM184 252V251H183ZM182 252V253H183ZM182 253H180V254H182ZM180 256V255H179ZM182 256V255H181ZM184 257H185V255H184ZM228 257H232V255L231 254H229L228 253ZM215 259V257H214V255H212V254H209L208 252L206 253V255H205V258L203 259L204 261H205V263L206 264H215L216 263V260H214ZM13 261V260H12ZM99 262V261H98ZM12 263V262H11ZM12 264H14V263H12Z\"/></svg>","mask_w":264,"mask_h":264},{"label":"water","instance_id":"3","mask_svg":"<svg viewBox=\"0 0 264 264\" xmlns=\"http://www.w3.org/2000/svg\"><path fill=\"white\" fill-rule=\"evenodd\" d=\"M142 30L144 31V33H145L146 35H150V34H151L150 30H149L148 27H146V26H145V28H143ZM154 39H155V40H158V38H154Z\"/></svg>","mask_w":264,"mask_h":264}]
</instances>
